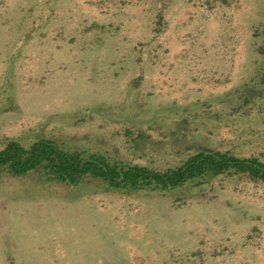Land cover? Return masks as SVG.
<instances>
[{"label":"rangeland","instance_id":"obj_1","mask_svg":"<svg viewBox=\"0 0 264 264\" xmlns=\"http://www.w3.org/2000/svg\"><path fill=\"white\" fill-rule=\"evenodd\" d=\"M203 1L170 0L155 32L129 0H0V148L48 138L155 170L201 147L264 161V0ZM0 264H264V185L4 173Z\"/></svg>","mask_w":264,"mask_h":264},{"label":"trees","instance_id":"obj_2","mask_svg":"<svg viewBox=\"0 0 264 264\" xmlns=\"http://www.w3.org/2000/svg\"><path fill=\"white\" fill-rule=\"evenodd\" d=\"M132 1L146 12L151 11L153 31L163 30L170 0H129ZM227 4L226 0H204L199 6L212 10ZM255 93L254 89L247 90L245 103L251 101ZM179 154L183 155L179 164L155 170L139 164L112 161L98 153L85 155L66 151L48 138H40L29 145L7 141L0 148V177L4 173L17 177L37 172L48 181L69 186L90 179L108 189L128 192L175 190L187 183L202 185L220 176H237L264 185V161L257 157H239L206 147Z\"/></svg>","mask_w":264,"mask_h":264}]
</instances>
